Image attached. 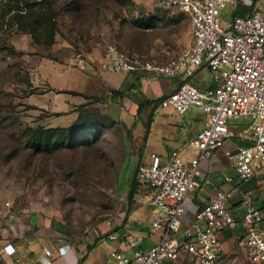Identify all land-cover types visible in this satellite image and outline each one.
<instances>
[{"label":"crops","instance_id":"0c3cea01","mask_svg":"<svg viewBox=\"0 0 264 264\" xmlns=\"http://www.w3.org/2000/svg\"><path fill=\"white\" fill-rule=\"evenodd\" d=\"M151 6L148 15L139 16L141 20L137 25L150 35L153 44L147 52L141 51L139 43L135 49L138 56L165 63L193 44L191 22L188 15L177 8L162 4ZM262 8L264 0H236L223 11L222 21L228 24L234 15H248ZM104 47L101 39L92 38L86 69L43 60L39 72L47 88L40 107L52 111L50 114L55 119L51 126H69L78 116L76 107L85 102L86 97L98 95L109 99L117 125L122 130V164L128 156L132 162L125 187L121 190L120 203L108 218L95 224L87 233L77 235L70 233L60 218L43 209L0 201V264H105L113 250L133 257V250L125 242L126 231L144 235L140 244L142 249L156 244L164 233L162 229L152 230L150 227L155 209L145 196L147 189L136 180L137 167L150 163L154 154L166 162L175 149L181 151L185 160L191 159L195 151L189 143L204 127L206 114L195 106L183 114L159 106L162 97L179 87L184 74L152 79V72L144 68L129 73L102 71L99 63ZM194 81L203 88L215 85L212 72L206 65L197 70ZM114 90L121 91V94L112 95ZM245 124L246 121H233L231 127L241 131ZM245 144L249 141L236 133L212 156L201 161L200 185L185 199L184 225L194 221L196 212L215 188L229 190L239 186L248 191L257 206L264 208V177L256 174L247 182L238 181L235 167L226 155L227 150L235 151ZM228 204L236 216V223L224 229L221 238L227 253L241 254L244 209L238 195ZM119 212L124 213L123 218L117 216ZM108 219H112L111 224ZM110 234H115L116 238L111 239ZM7 245L14 248L13 253L8 252ZM190 262L191 256L185 254L177 262L164 261L163 264Z\"/></svg>","mask_w":264,"mask_h":264},{"label":"built area","instance_id":"2783aa9c","mask_svg":"<svg viewBox=\"0 0 264 264\" xmlns=\"http://www.w3.org/2000/svg\"><path fill=\"white\" fill-rule=\"evenodd\" d=\"M235 1L159 0L189 16L194 36L193 44L168 62L133 58L112 43L104 49L99 63L102 71L129 73L144 68L152 72V79L184 74L179 87L162 97L159 106L178 114L195 106L206 114L204 127L189 143L195 151L191 159L185 160L175 149L166 162L154 154L150 163L137 167L136 180L147 189L145 196L155 209L150 227L164 231L161 239L142 249L144 235L126 231L125 242L133 257L113 250L105 264H163L177 262L185 254L191 256V264H264V208L239 186L215 188L192 223L184 225L182 220L186 196L200 185L201 161L236 133L249 141L226 151L238 181L247 182L256 174L264 177V8L234 15L224 24L222 13ZM77 64L86 69L89 61L78 56ZM202 65L212 72L214 86L203 88L195 83V73ZM239 120L246 121L245 127L235 131L231 123ZM236 195L244 209L241 254L227 253L221 238V232L236 223L228 204ZM117 216L123 218L124 213ZM107 222L111 224L112 219ZM6 248L14 252L11 245Z\"/></svg>","mask_w":264,"mask_h":264},{"label":"rangeland","instance_id":"374dc122","mask_svg":"<svg viewBox=\"0 0 264 264\" xmlns=\"http://www.w3.org/2000/svg\"><path fill=\"white\" fill-rule=\"evenodd\" d=\"M26 1L35 0H0V201L43 209L60 218L70 233L83 235L116 211L132 162L128 156L122 164V130L109 99L98 95L76 107L78 115L91 112L95 118L85 131L84 148L69 149V143L51 154H36L23 147L27 126L55 119L50 109L40 107L47 87L39 66L49 59L80 68L77 57L88 60L94 36L105 47L112 43L133 58L147 60L138 56L135 45L147 52L153 43L137 24L140 15H148L151 5L160 2L53 0L58 31L46 47L14 19Z\"/></svg>","mask_w":264,"mask_h":264},{"label":"trees","instance_id":"16d2710c","mask_svg":"<svg viewBox=\"0 0 264 264\" xmlns=\"http://www.w3.org/2000/svg\"><path fill=\"white\" fill-rule=\"evenodd\" d=\"M79 8L80 6L77 5L76 9ZM17 10L14 13V19L18 27L31 34L36 43L47 47L55 42L58 26L53 0L26 1L24 6ZM118 93L121 94V91H112V95ZM94 121L95 118L91 112L81 111L69 126H51L43 123L27 126L21 136L22 139L27 140L23 147L33 149L36 154H51L58 149H63L69 143V149L84 148L87 144L85 131L93 125ZM76 143L78 145H74ZM129 196L131 200L132 190Z\"/></svg>","mask_w":264,"mask_h":264}]
</instances>
